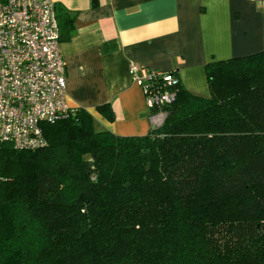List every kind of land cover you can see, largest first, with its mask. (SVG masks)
Listing matches in <instances>:
<instances>
[{"label":"trees","instance_id":"16d2710c","mask_svg":"<svg viewBox=\"0 0 264 264\" xmlns=\"http://www.w3.org/2000/svg\"><path fill=\"white\" fill-rule=\"evenodd\" d=\"M205 74L209 95L178 81L146 134L71 107L42 124L44 147L3 144L0 264H264V50Z\"/></svg>","mask_w":264,"mask_h":264},{"label":"crops","instance_id":"0c3cea01","mask_svg":"<svg viewBox=\"0 0 264 264\" xmlns=\"http://www.w3.org/2000/svg\"><path fill=\"white\" fill-rule=\"evenodd\" d=\"M52 1L56 12L75 17L60 41L68 105L118 135H143L152 126L129 63L172 72L185 89L208 96V62L264 50V1ZM102 105L110 106L112 120L98 110Z\"/></svg>","mask_w":264,"mask_h":264},{"label":"built area","instance_id":"2783aa9c","mask_svg":"<svg viewBox=\"0 0 264 264\" xmlns=\"http://www.w3.org/2000/svg\"><path fill=\"white\" fill-rule=\"evenodd\" d=\"M59 37L52 0H0V148L44 147L42 124L70 111ZM128 72L143 91L152 126L161 125L177 78L133 62Z\"/></svg>","mask_w":264,"mask_h":264},{"label":"rangeland","instance_id":"374dc122","mask_svg":"<svg viewBox=\"0 0 264 264\" xmlns=\"http://www.w3.org/2000/svg\"><path fill=\"white\" fill-rule=\"evenodd\" d=\"M59 39H60V37H59ZM59 51H60V42H59Z\"/></svg>","mask_w":264,"mask_h":264}]
</instances>
